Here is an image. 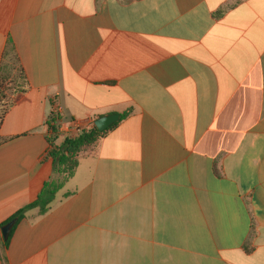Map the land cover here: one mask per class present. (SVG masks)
Instances as JSON below:
<instances>
[{"label": "crops", "instance_id": "1", "mask_svg": "<svg viewBox=\"0 0 264 264\" xmlns=\"http://www.w3.org/2000/svg\"><path fill=\"white\" fill-rule=\"evenodd\" d=\"M15 55L0 236L59 179L55 107L60 136L120 120L0 264H264V0H0V66Z\"/></svg>", "mask_w": 264, "mask_h": 264}, {"label": "trees", "instance_id": "2", "mask_svg": "<svg viewBox=\"0 0 264 264\" xmlns=\"http://www.w3.org/2000/svg\"><path fill=\"white\" fill-rule=\"evenodd\" d=\"M29 89V81L22 66H20L18 57L16 55L13 56L10 63H4L3 61L0 66V127L9 110L15 106ZM125 115L123 114L121 117L123 118ZM61 122L62 118L60 114L52 112L46 123L50 147L48 157L53 160L59 179L45 183L38 199L15 214L4 225L13 220L19 222L24 217V213L30 209L39 208L42 214L46 213L55 199L56 192L74 175L80 154L105 134V132H99L96 127H93L89 131H82L78 136H60ZM59 137H61L60 144L57 143ZM10 238L11 233L7 239L0 236L1 246L7 247Z\"/></svg>", "mask_w": 264, "mask_h": 264}, {"label": "water", "instance_id": "3", "mask_svg": "<svg viewBox=\"0 0 264 264\" xmlns=\"http://www.w3.org/2000/svg\"><path fill=\"white\" fill-rule=\"evenodd\" d=\"M120 120L119 114H110L107 116H103L95 121V127L99 132H104L117 123ZM16 220L9 222L2 228V235L5 239H7L11 233L12 227L15 224Z\"/></svg>", "mask_w": 264, "mask_h": 264}, {"label": "built area", "instance_id": "4", "mask_svg": "<svg viewBox=\"0 0 264 264\" xmlns=\"http://www.w3.org/2000/svg\"><path fill=\"white\" fill-rule=\"evenodd\" d=\"M53 112H54V113H57V114H60V113H59V109H58V107H55L54 110H53Z\"/></svg>", "mask_w": 264, "mask_h": 264}, {"label": "rangeland", "instance_id": "5", "mask_svg": "<svg viewBox=\"0 0 264 264\" xmlns=\"http://www.w3.org/2000/svg\"><path fill=\"white\" fill-rule=\"evenodd\" d=\"M65 122H67V119L65 118ZM64 135H66V136H70V135H67V134H64Z\"/></svg>", "mask_w": 264, "mask_h": 264}]
</instances>
